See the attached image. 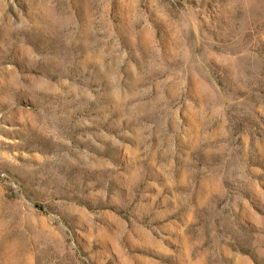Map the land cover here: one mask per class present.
<instances>
[{"label":"rangeland","instance_id":"374dc122","mask_svg":"<svg viewBox=\"0 0 264 264\" xmlns=\"http://www.w3.org/2000/svg\"><path fill=\"white\" fill-rule=\"evenodd\" d=\"M0 264H264V0H0Z\"/></svg>","mask_w":264,"mask_h":264}]
</instances>
